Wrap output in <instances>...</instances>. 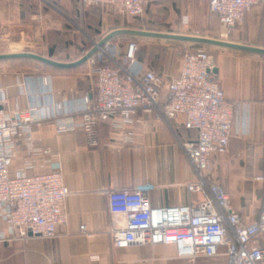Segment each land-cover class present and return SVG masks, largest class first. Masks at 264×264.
Listing matches in <instances>:
<instances>
[{
	"label": "crops",
	"instance_id": "crops-1",
	"mask_svg": "<svg viewBox=\"0 0 264 264\" xmlns=\"http://www.w3.org/2000/svg\"><path fill=\"white\" fill-rule=\"evenodd\" d=\"M263 6L254 7L246 15L249 30L257 17L264 15ZM117 10L121 11L116 5L82 7L77 0H0V34L2 40L18 46L49 45L47 51L37 52L55 60L76 61L87 53L91 31L100 41L110 32L123 29L116 25L119 22L115 15ZM70 15H75L80 23L72 29L64 26ZM111 21L115 26L107 30ZM141 30L184 34L149 28ZM51 34L64 40L61 46H55L56 39L50 40ZM121 35L129 34H119L111 39ZM137 37L150 41H179ZM213 47L224 50L214 63L224 93L227 99L236 103V108L229 149L212 157L208 175L226 190L242 221L249 224L259 219L264 198V185L255 180L257 175L264 173V60L256 57L264 55ZM126 49L127 46L124 52ZM151 52L153 50L143 53L139 49L137 58L146 68L163 75L165 84L161 102H166L168 85L179 75L181 61L171 69H162L149 61ZM88 75L83 64L58 68L41 62L40 67L31 72H0V108L7 113L18 108H34L35 115L42 118L40 125L34 127L35 144L49 146L60 153L65 181L72 191L64 204L67 218L60 225L59 234L27 241L0 240V264H170L181 261L186 264L184 259L176 257L174 245L115 247L110 229L123 226L125 220L110 212L104 189H134L151 183L150 200L154 207L200 201L202 195L190 193L186 187L188 182L196 179V173L181 145L183 141L195 139L196 132L185 128L183 114L167 121L157 111H138L134 114L133 124L122 127L113 126L111 122L117 117L111 118L100 126V141L95 146L89 143L81 128L59 131L56 117L72 115L79 120L78 110L84 95L93 94L95 80ZM17 143L19 151L11 166L14 173L23 168L28 158L25 142L19 139ZM50 170V161L39 157L31 172ZM82 225H86V231H81ZM0 235L10 236L1 221Z\"/></svg>",
	"mask_w": 264,
	"mask_h": 264
},
{
	"label": "built area",
	"instance_id": "built-area-1",
	"mask_svg": "<svg viewBox=\"0 0 264 264\" xmlns=\"http://www.w3.org/2000/svg\"><path fill=\"white\" fill-rule=\"evenodd\" d=\"M77 1L82 7L116 5L126 15L137 17L156 0ZM208 3L227 36L254 7L263 6L264 0ZM138 49V42L130 41L120 60L111 39L98 48L87 61L91 63L88 73L95 79L94 92L84 95L79 120L72 115L56 117L58 130L81 128L95 146L100 141V126L113 117L117 119L112 125L122 127L133 124L138 111H157L167 121L183 114L185 128L196 132L195 139L181 144L196 173V179L186 187L190 193L202 195V199L185 205L154 207L150 200L151 183L134 189H104L110 212L125 220L123 226L110 229L112 244L120 248L168 244L175 246L179 259L194 261L224 254L227 264H264V198L259 219L246 224L226 190L208 175L212 157L229 149L236 108L214 77L210 55L204 50L185 52L179 75L168 85L167 101L161 102L164 77L138 60ZM41 120L33 107L18 108L12 113L0 108V221L10 233L9 237L0 235V240L53 238L66 222L64 204L72 191L65 181L60 153L35 144L34 127ZM19 139L27 146L28 158L23 168L14 173L11 166L19 151ZM39 157L50 161L52 170L32 173ZM255 180L264 185V173ZM80 228L86 231V225ZM222 247L226 250L221 253Z\"/></svg>",
	"mask_w": 264,
	"mask_h": 264
},
{
	"label": "rangeland",
	"instance_id": "rangeland-1",
	"mask_svg": "<svg viewBox=\"0 0 264 264\" xmlns=\"http://www.w3.org/2000/svg\"><path fill=\"white\" fill-rule=\"evenodd\" d=\"M263 8L264 6L262 9ZM115 15H117V18L119 19H117L119 22L116 25L122 26L123 28H149L163 30L165 32L176 31L183 32L184 34L206 36L216 39L236 40L245 42L246 44H255L257 46L264 47V15L260 14L257 17L258 19H256L255 25L251 26L250 30L247 28V18L245 17L244 21L239 24L240 26L238 25L236 31H232L226 36L224 35L226 30L220 24L215 14L210 11L207 0H156V2L154 1V3L147 8L141 17L132 18L119 10H117V14ZM68 19L70 20L64 24V26L67 28L72 29L77 24H80L75 15H70V18ZM185 19H187L186 22L184 21ZM112 22L113 21L108 22L107 25H109V29L107 30H110L115 26ZM88 35L90 36L86 44L87 52L94 46L95 42L99 41L93 31H91V33ZM55 39V46L58 45L59 47L64 42V40H58L57 36H53V34H51L50 40L53 41ZM132 40L138 42L139 49L143 53L147 52L148 50H153V52L149 54L151 58L148 60L152 64H156L162 69L166 67H168V69L173 68L174 65L180 63L181 57L185 52L194 51L198 48L187 42L171 40L150 41L133 35H121L112 39L117 58L120 60L124 59V50L128 43ZM30 46L31 47H27V45L18 46L9 40L4 41L2 40V37L0 38V53H17L23 51H32L38 53L39 51H47L50 48L49 45H45L46 47H44L43 45L38 46L30 44ZM199 48L200 50L210 53L215 60L220 55V53H224V50L215 48L213 46L203 45ZM240 55L244 54L240 53ZM256 57L260 60H264V56L258 55ZM33 60L24 58L0 60V72L10 70L15 72H31L33 69L40 67V62ZM262 63H264V61ZM90 65L91 63L89 62H85L83 64L84 68L88 72ZM88 76L93 77L91 75ZM225 250L226 249L224 247L220 248L221 253ZM181 262H170V264H181ZM184 262H186V264H227V256L221 254L220 256L214 258L200 257L194 261L184 259Z\"/></svg>",
	"mask_w": 264,
	"mask_h": 264
},
{
	"label": "water",
	"instance_id": "water-1",
	"mask_svg": "<svg viewBox=\"0 0 264 264\" xmlns=\"http://www.w3.org/2000/svg\"><path fill=\"white\" fill-rule=\"evenodd\" d=\"M119 34H129V35H137V36H147V37H155V38H164V39H173L179 41H186L192 43H200L206 45H212L217 47H224L230 48L235 50L253 52L257 54L264 55V47L254 46L250 44H242L233 41L223 40V39H216L206 36H198V35H187V34H175V33H164V32H156V31H148V30H141V29H117L110 32L106 35L102 40L98 41L96 45H94L83 57L76 61L71 62H63L59 60H55L53 58L44 56L42 54L32 52V51H23L17 53H0V60H10V59H22V58H29L37 60L41 63L58 67V68H73L80 66L88 61L90 57H92L98 50L100 46H102L107 40H110L112 37L119 35ZM210 64L213 66V73L214 77L218 79V67L215 66L214 57L210 56Z\"/></svg>",
	"mask_w": 264,
	"mask_h": 264
},
{
	"label": "trees",
	"instance_id": "trees-1",
	"mask_svg": "<svg viewBox=\"0 0 264 264\" xmlns=\"http://www.w3.org/2000/svg\"><path fill=\"white\" fill-rule=\"evenodd\" d=\"M112 40V39H111ZM180 42V41H179ZM192 46L198 47L196 50H200L199 47H202L203 45L200 43H190ZM139 50V49H138ZM194 50V51H196ZM208 53V52H207ZM210 56H212L210 53H208ZM23 59V58H22ZM24 59H28V60H33V59H29V58H24ZM139 61H142L141 59L138 58ZM34 61V60H33ZM45 65V64H44ZM47 65V64H46Z\"/></svg>",
	"mask_w": 264,
	"mask_h": 264
}]
</instances>
